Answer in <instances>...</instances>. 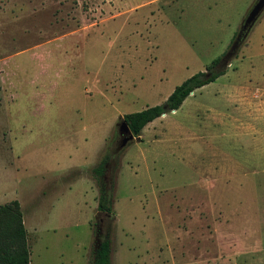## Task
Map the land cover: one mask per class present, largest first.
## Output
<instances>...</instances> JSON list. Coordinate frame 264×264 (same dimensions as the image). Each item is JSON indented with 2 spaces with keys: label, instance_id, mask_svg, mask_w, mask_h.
Segmentation results:
<instances>
[{
  "label": "rangeland",
  "instance_id": "374dc122",
  "mask_svg": "<svg viewBox=\"0 0 264 264\" xmlns=\"http://www.w3.org/2000/svg\"><path fill=\"white\" fill-rule=\"evenodd\" d=\"M253 2L0 0V205L18 203L27 264H88L104 236L111 264H264V11L223 75L117 132L220 57Z\"/></svg>",
  "mask_w": 264,
  "mask_h": 264
},
{
  "label": "trees",
  "instance_id": "16d2710c",
  "mask_svg": "<svg viewBox=\"0 0 264 264\" xmlns=\"http://www.w3.org/2000/svg\"><path fill=\"white\" fill-rule=\"evenodd\" d=\"M234 37L235 34L232 36L229 45ZM220 57L212 60L205 67L204 72L195 73L175 86L162 104L122 115L121 120L125 122L132 136H137L142 128L153 120L168 112L177 110L191 92L223 75L224 69L217 67ZM103 171V162L92 169L93 177L98 183L95 210L99 214L109 216L112 213L111 198L109 190L100 181ZM110 253L109 239L104 236L93 247L88 264H111ZM0 264H27L25 231L21 225V215L16 201L0 205Z\"/></svg>",
  "mask_w": 264,
  "mask_h": 264
},
{
  "label": "water",
  "instance_id": "95a60500",
  "mask_svg": "<svg viewBox=\"0 0 264 264\" xmlns=\"http://www.w3.org/2000/svg\"><path fill=\"white\" fill-rule=\"evenodd\" d=\"M264 11V0H254L249 9L246 11L243 19L241 20L238 30L235 33V37L229 45L225 53L219 58L217 67L219 69H225L230 60L236 54L242 41L246 39L251 27L257 21L259 16ZM117 132L122 136L119 146L124 147L128 142L133 139L132 134L128 131L126 124L123 120H120L117 128Z\"/></svg>",
  "mask_w": 264,
  "mask_h": 264
},
{
  "label": "crops",
  "instance_id": "0c3cea01",
  "mask_svg": "<svg viewBox=\"0 0 264 264\" xmlns=\"http://www.w3.org/2000/svg\"><path fill=\"white\" fill-rule=\"evenodd\" d=\"M260 96V95H259Z\"/></svg>",
  "mask_w": 264,
  "mask_h": 264
}]
</instances>
